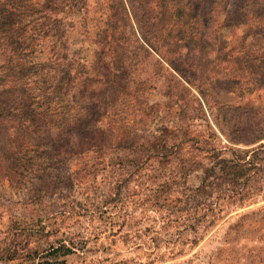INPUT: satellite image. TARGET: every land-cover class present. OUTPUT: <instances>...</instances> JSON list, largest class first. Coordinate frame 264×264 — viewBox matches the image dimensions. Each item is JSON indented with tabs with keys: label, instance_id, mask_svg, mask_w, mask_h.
<instances>
[{
	"label": "rangeland",
	"instance_id": "rangeland-1",
	"mask_svg": "<svg viewBox=\"0 0 264 264\" xmlns=\"http://www.w3.org/2000/svg\"><path fill=\"white\" fill-rule=\"evenodd\" d=\"M15 2L44 108L0 162V264H264V0Z\"/></svg>",
	"mask_w": 264,
	"mask_h": 264
},
{
	"label": "trees",
	"instance_id": "trees-1",
	"mask_svg": "<svg viewBox=\"0 0 264 264\" xmlns=\"http://www.w3.org/2000/svg\"><path fill=\"white\" fill-rule=\"evenodd\" d=\"M17 8L15 0H0V133L8 144V155L0 152V162L9 156V143L14 138H20L25 131V124L28 121H41L39 116H43L39 112L44 108L42 102H31L28 92L31 90L33 83L37 82L36 72L38 68L35 65L39 63L33 60L35 54L30 44L21 40L17 28L14 27L13 15ZM56 140L60 141L59 149L71 152L73 150L85 151L94 142L82 141L77 146H68L69 132L67 128L64 131L56 133ZM4 141V143H5ZM230 160L218 158L216 163L218 166L204 168L200 177L197 190L206 189L211 180H215L221 176V168L223 164H227ZM249 164L248 160H238L232 168L231 175L241 178L246 175L244 165ZM221 167V168H220ZM219 171V172H218ZM64 246H56L50 248L46 254L36 263L32 264H58L51 260V257L61 254L66 255L71 252L70 249L61 248ZM36 253L32 255L34 258ZM65 263V259L59 260Z\"/></svg>",
	"mask_w": 264,
	"mask_h": 264
},
{
	"label": "built area",
	"instance_id": "built-area-1",
	"mask_svg": "<svg viewBox=\"0 0 264 264\" xmlns=\"http://www.w3.org/2000/svg\"><path fill=\"white\" fill-rule=\"evenodd\" d=\"M165 264H185V263H183V262H166Z\"/></svg>",
	"mask_w": 264,
	"mask_h": 264
}]
</instances>
